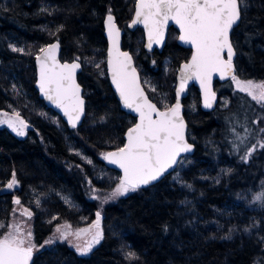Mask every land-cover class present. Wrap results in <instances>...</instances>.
I'll list each match as a JSON object with an SVG mask.
<instances>
[{
    "label": "trees",
    "instance_id": "trees-1",
    "mask_svg": "<svg viewBox=\"0 0 264 264\" xmlns=\"http://www.w3.org/2000/svg\"><path fill=\"white\" fill-rule=\"evenodd\" d=\"M134 1L0 0V111L29 124L24 137L0 126V237L19 200L31 213L37 246L29 264H264V201L256 199L264 193V100L239 91L232 78L215 83L219 100L211 111L199 108L190 87L183 115L194 152L171 173L110 203L91 196L90 189L120 180L103 155L122 146L134 122L107 79L104 16L115 15L122 46L161 108L172 103L176 69L190 55L176 43L174 28L161 52L145 51L142 29L127 28ZM238 1L240 20L230 34L235 76L264 81V0ZM54 40L61 60L81 63L86 111L75 129L34 88V57ZM13 175L18 187L3 190ZM97 211L103 236L88 255L64 242L44 244L56 224L83 225Z\"/></svg>",
    "mask_w": 264,
    "mask_h": 264
},
{
    "label": "snow or ice",
    "instance_id": "snow-or-ice-1",
    "mask_svg": "<svg viewBox=\"0 0 264 264\" xmlns=\"http://www.w3.org/2000/svg\"><path fill=\"white\" fill-rule=\"evenodd\" d=\"M135 17L132 23H142L147 30L149 49L153 43H161L168 22L173 21L179 26V39L191 45L194 51L191 61L180 69V87L177 90L176 103L166 111L158 110L145 97L135 69L131 67V57L127 53H119L113 59V52L109 51L108 65L112 83L124 106L137 112L140 121L129 129L127 144L104 157L109 163L123 170V177L111 193L113 197L125 195L141 185L157 180L177 163L180 153L191 150V146L185 141V124L180 115L179 96L184 91L187 81L197 80L204 92L205 107H211V101L214 99V93L211 91L213 74L218 73L223 79L233 72V47L229 40V32L239 19L238 0H139ZM108 29L113 48L118 53L119 33L115 30L111 15L108 16ZM57 47V44H53L49 48L41 49L45 55L37 56V60L40 61L39 87L45 97L60 108L75 127L83 111V100L75 83V71L80 65L79 63L59 64L55 57ZM225 52H227L226 59ZM120 56L124 59H120ZM232 80L239 91L247 92L254 100H264V91L257 96L252 90L254 87L264 90V84L243 82L235 75H232ZM6 123L17 135L24 134L23 127L26 125L23 121H20L23 125L20 128H17L11 120ZM260 147H264V143H261ZM248 155L251 153L249 152ZM15 183L13 175L8 187L11 188ZM256 199L264 201V193L257 195ZM16 203L19 204V200ZM28 215L31 216V213ZM99 225L98 212L93 225L97 232L92 237V242L84 246L76 245L80 255H87L93 244L99 243L102 238ZM16 231L19 233V228ZM57 231L59 232L60 229ZM69 234L61 233V239H67ZM31 235V232L27 233L29 239ZM76 235L79 237V233ZM47 243L52 241L49 240ZM24 245L25 239L19 238V235L9 233L3 236V239H0V264H29L35 245L30 244L28 247Z\"/></svg>",
    "mask_w": 264,
    "mask_h": 264
},
{
    "label": "water",
    "instance_id": "water-1",
    "mask_svg": "<svg viewBox=\"0 0 264 264\" xmlns=\"http://www.w3.org/2000/svg\"><path fill=\"white\" fill-rule=\"evenodd\" d=\"M139 3V0H135L134 1V4H133V12H132V16H131V19L129 20V22L127 23V28L129 30H133L137 27L141 28L142 29V33H143V48L145 51L147 52H153L154 50L158 51V52H161L162 49L164 48L165 46V43H166V40H167V35H168V30L169 28H174L177 32V37H176V43L180 46V47H183V48H188L190 50V55L189 57L187 58L186 61H183L181 62L177 69H176V72H175V83H174V88H173V94H174V98H173V101L172 103L166 107V108H161L157 105V103H155L147 94L144 86L142 85L141 83V79H140V75H139V71L137 69V67L135 66V63H134V59H133V56L131 54V52L128 50V49H125L123 48L122 46V38H123V29L121 27L118 26L117 22H116V17L113 13H107L104 18H103V36L105 38V41H106V50H105V67H106V75H107V79H108V82H109V85L112 89V91L114 92V95H115V98L119 104V108L120 110H122L123 112L131 115L133 118H134V122L132 123V125H130L124 132L123 134V144L122 146L118 147V148H115V149H111V150H108L104 153L103 155V160H104V163L114 169L115 171L118 172L119 174V179H121L123 177V170L120 169L117 165L115 164H111L109 163V161L107 159H105L104 157L110 153V152H116L119 150V148L123 147L124 145L127 144V134H128V131L130 128L134 127L136 124H138L140 121H139V114L137 112H134L132 111L131 109L129 108H126L123 104V101L121 100L120 98V95L119 93L117 92L116 90V87L115 85L112 83V77H111V71L109 70V65H108V60H109V51L111 50L113 52V59H115L119 53H127L128 56L131 57V67L135 69V74L138 78V81H139V84H140V87L141 89L143 90L144 92V95L145 97L148 99V101L152 104H154L158 110L160 111H166L169 107H172L175 105L176 103V100H177V90L179 89L180 87V69L183 67V65L185 63H188L191 61V56L193 54V51L194 49L192 48L191 45L189 44H185L183 41H181L179 39V35H180V29H179V26L176 25L173 21H169L168 22V25L167 27L165 28L164 30V36H163V39L161 41L160 44H155L153 43L152 44V47L151 49H149L148 47V34H147V30L145 29L144 25L142 23H139V24H133L132 21L136 18L135 17V11H136V6L137 4ZM238 8H239V19L236 21V23L232 26V29L239 23V20H240V6H239V1H238ZM111 15L113 17V24L115 26V30L118 31L119 33V36H118V43H117V46H118V50L119 52L117 53V51L113 48V44H112V40L109 38V35H108V16ZM232 29L230 30L229 32V40H230V34H231V31ZM231 42V40H230ZM53 44H57L58 47L57 49L55 50V57H56V61L63 65V64H73V63H79L80 67L76 69L75 71V83L76 85H78L79 87V95H80V98L83 100V111H82V114L80 115V119L76 122V125L75 127L72 126V124L69 122L68 118L64 115V112L60 109V108H57L54 104H52L46 97L45 95L41 92V89L39 87V83H40V61L37 60V56H40V57H43L45 55L44 52L41 51V49H46V48H49L51 45ZM232 44V42H231ZM233 47V45H232ZM40 49V51L36 54V56L34 57V67H35V81H34V88L37 92V95H38V98L42 101V103L44 104V106L50 110H52L57 116L60 117V119L66 124V126L69 128V129H75L77 127H79L84 119V116H85V98H84V95H83V92H84V89L83 87L79 84L78 80H77V75L78 73L81 71V63L76 60V59H73V60H61L60 59V50H61V47H60V43L57 41V40H54L52 42H49L47 43L45 46H43L42 48ZM235 56H236V52H235V49L233 47V58H232V67H233V72L229 75H227L225 78L221 79L219 74L218 73H215L213 74V77H212V83H211V91L214 93V99H212L211 101V107H205V103H204V92H203V89H201L200 87V84H199V81L197 80H189L187 81V83L185 84V87H184V91L180 93V96H179V101H180V104H181V110H180V115L184 121V124H185V129H184V135H185V141L186 143H188L190 146H191V150L190 151H186V152H182L180 153V155L177 157V163L174 164L171 168H169L167 171H165L163 173V175H161L157 180L155 181H151L149 184L147 185H141L140 187L138 188H141V187H146V186H149V185H152L156 182H158L159 180H161L163 177H165L166 175H168L169 173H171L178 165L180 159L183 157V156H190L193 154L194 152V144L192 142H190L187 138V123L185 121V118H184V115H183V112H184V106H183V100L186 98L187 94H188V91L190 89V87H195L197 89V92L199 94V108L202 110V111H211L213 110L217 104H218V100H219V95L217 93V91L215 90V83H224L226 81H228L229 79L232 78V75H235L236 73V68H235V64H234V60H235ZM120 59H124V57L120 56L119 57ZM224 58L226 59L227 58V52L224 53ZM155 118V116L153 117ZM33 252V251H32Z\"/></svg>",
    "mask_w": 264,
    "mask_h": 264
},
{
    "label": "rangeland",
    "instance_id": "rangeland-1",
    "mask_svg": "<svg viewBox=\"0 0 264 264\" xmlns=\"http://www.w3.org/2000/svg\"><path fill=\"white\" fill-rule=\"evenodd\" d=\"M166 62H167V60H165V63ZM253 83L255 85H260V84H264V81L253 82ZM252 90H253L254 94L259 96L261 94V92L260 91L258 92V90H262V89L259 87H254ZM262 91H264V90H262ZM8 120H11L17 128L23 127V125H21V123H20V121H23V124L26 125V127H23L24 134L23 135H17V133L15 131H13L12 128H10L8 126V123H6V121H8ZM0 126L6 127L13 134L20 136V137H24L27 133L28 128H29V124L25 121L24 118L17 115L16 112H10V111H5V110L0 111ZM12 179H13V177H11V179L7 181V183L3 186V190L15 189L16 187H18L17 182L11 188L8 187V184L11 183ZM118 183H119V180L117 182L116 181L112 182L110 184V186L105 188L103 191H97L94 189H90L91 190L90 191L91 196L95 195L103 203L113 202L119 196V195H117L115 197L111 196V193L115 190ZM25 209H27V208L24 206H21L19 204H16L14 206L13 213L11 214L9 222L6 226V232L0 237V239H3V236L8 235L9 233H12L15 235H19V238L25 239V245H24L25 247H28L30 244L35 245L33 243V240H32V235H31L30 239L27 237V233L31 232L30 221H28V217H29L28 213H30V211L27 209V212H25ZM99 211H97L94 214L93 218L89 222H87L86 224H83V225L82 224L81 225H72L71 222H62V223L56 224L55 226H53L49 236L44 240V244L49 245V244H52L53 242H64L70 248H72L77 254H79V252L76 249V245L84 246L86 243H91L92 237L97 232V229L95 227H93V225L96 221V214ZM99 214H100L99 231L102 233V236H103L102 213L99 212ZM17 228H19V233H17V231H16ZM57 229H60V231L58 232ZM64 232L70 233L68 235L67 239H61V233H64ZM77 233H79V237H77V235H76ZM49 240H51L52 243H47V241H49ZM100 240H99V242H100ZM98 244L99 243L93 244L91 251ZM36 249H37V246L35 245V247H33V252H35ZM90 252H88V254ZM83 256H85V255H83Z\"/></svg>",
    "mask_w": 264,
    "mask_h": 264
}]
</instances>
